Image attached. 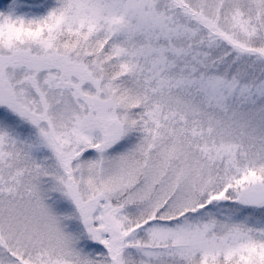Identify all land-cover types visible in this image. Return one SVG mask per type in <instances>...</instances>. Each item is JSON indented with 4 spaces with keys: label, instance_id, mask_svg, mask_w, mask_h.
<instances>
[{
    "label": "snow or ice",
    "instance_id": "snow-or-ice-1",
    "mask_svg": "<svg viewBox=\"0 0 264 264\" xmlns=\"http://www.w3.org/2000/svg\"><path fill=\"white\" fill-rule=\"evenodd\" d=\"M0 264H264V0H0Z\"/></svg>",
    "mask_w": 264,
    "mask_h": 264
}]
</instances>
